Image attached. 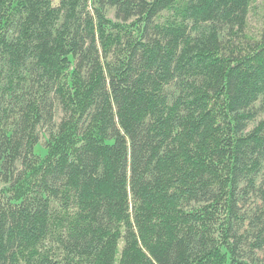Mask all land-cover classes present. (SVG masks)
<instances>
[{
	"label": "trees",
	"instance_id": "obj_1",
	"mask_svg": "<svg viewBox=\"0 0 264 264\" xmlns=\"http://www.w3.org/2000/svg\"><path fill=\"white\" fill-rule=\"evenodd\" d=\"M254 2L0 0V264H264Z\"/></svg>",
	"mask_w": 264,
	"mask_h": 264
},
{
	"label": "rangeland",
	"instance_id": "obj_2",
	"mask_svg": "<svg viewBox=\"0 0 264 264\" xmlns=\"http://www.w3.org/2000/svg\"><path fill=\"white\" fill-rule=\"evenodd\" d=\"M114 10L109 11V16L111 18H114ZM264 22V1L263 0H255V2L252 4L249 15H248V26H247V33L249 36H258L262 25ZM256 108H258V113L255 116V118L250 122L249 129H252L257 125L259 121H261L264 118V109H261V102L256 103ZM62 118V112L59 108H57L56 112V123L59 124ZM49 136V132H47V127L43 126L41 127V142L39 144L38 151L42 152L44 151L45 142ZM258 199L256 195L253 192H250V195L245 200V205L243 207V211L248 215H252V213L255 212L256 206L258 204ZM246 250L249 252L250 246L247 244L245 245ZM255 257H262L263 253L261 251H255L254 253L251 252V255Z\"/></svg>",
	"mask_w": 264,
	"mask_h": 264
}]
</instances>
